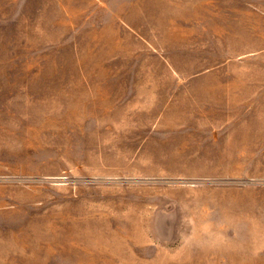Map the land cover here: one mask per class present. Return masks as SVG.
Returning <instances> with one entry per match:
<instances>
[{
  "label": "rangeland",
  "instance_id": "rangeland-1",
  "mask_svg": "<svg viewBox=\"0 0 264 264\" xmlns=\"http://www.w3.org/2000/svg\"><path fill=\"white\" fill-rule=\"evenodd\" d=\"M0 264H264V0H0Z\"/></svg>",
  "mask_w": 264,
  "mask_h": 264
}]
</instances>
